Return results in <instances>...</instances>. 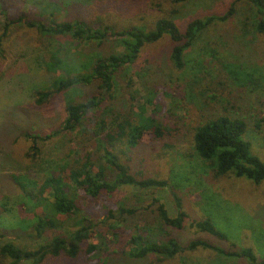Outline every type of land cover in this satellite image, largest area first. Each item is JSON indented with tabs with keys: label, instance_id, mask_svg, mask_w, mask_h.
<instances>
[{
	"label": "rangeland",
	"instance_id": "1",
	"mask_svg": "<svg viewBox=\"0 0 264 264\" xmlns=\"http://www.w3.org/2000/svg\"><path fill=\"white\" fill-rule=\"evenodd\" d=\"M232 1L192 0L182 5L176 16L172 15V6L168 0H118L115 5L112 1H108L112 7L101 0L99 2L98 0H0V8L5 9L10 16L25 12L35 18V16L45 17L42 15L43 12L52 10H46L44 6L53 3L57 6L53 11L58 23L89 21L92 16H104L110 11L111 15L104 17V25L118 28L140 26L151 29L157 20L165 17H173L177 24L184 28L192 19L223 11ZM76 7L78 9H75ZM238 9L239 15L231 23L209 31L206 39L201 40L197 47L188 53L187 58L191 63L184 71L175 70L169 61L173 44L167 36L142 52L137 64L130 70L131 75L134 76L133 91H138V96L132 101L130 95H125L123 92L119 95L120 91H118V99L126 101V107L122 110L124 116H129L132 122L138 123L137 115L140 114V107L144 105L143 97L146 95L145 82L160 88L154 105L146 106L147 115L154 114L159 121H162L164 128L172 130V135L159 140H155L152 134L146 135L145 144L134 152L133 158L136 162L135 170L144 171V177L168 180L172 188L145 191L123 187L117 191L115 198L104 196L103 199L93 202L85 199L84 194L79 192L78 205L89 220L98 224L106 218L108 209L118 208L119 201L128 203L129 208H136L140 212L146 208L148 213L152 210L153 215L158 207L152 204L155 199L164 204L169 214L174 217L177 216L172 196L174 192L179 196L188 218L182 230L167 231L182 247H186L192 240L203 239L226 252H239L243 248H251L259 259H264V181L257 185L247 178H236L231 175L214 179L206 163L198 158L193 149L194 129L206 118L223 114L224 105L228 108V104L232 103L237 108L231 107L230 115L242 117L248 122L249 128L244 140L251 142L252 154L264 163V142L254 130L255 120L264 118V82L263 90L261 89L263 92L261 90L260 93L248 92L250 87H238L222 65L217 62L211 64L214 51L225 57L224 63L253 66L264 71V36L255 35L248 24L244 25L246 12H250L247 5H239ZM0 22H3L1 15ZM42 38L34 30L15 28L10 35L11 41L5 57L0 59V205L8 200L11 202L12 198L20 195L18 186L11 179L13 173H21L20 171L23 170V174L28 173L32 179H38L44 176V170L53 171L62 161L73 164L78 160L83 161L86 154L95 152L94 136L91 133L93 125L90 120H85L74 133H63L51 143L40 144L44 158L41 166L38 164L35 167L23 158L30 142L19 137L21 132L29 130V132L48 133L60 128L66 117L65 109L68 101L81 102L89 94L98 92L96 86L81 88L78 86L79 89L76 91L56 93L54 84L58 78L65 75L61 69L51 73L42 67V64L44 60H51V51L56 42L63 43L64 40L57 39L51 44L48 39ZM118 40L119 38L112 37L102 45L96 42L89 45L65 44L62 53L65 57L73 55L71 59L80 53L89 57H104L117 50ZM199 58L204 60V65L201 67L195 63ZM137 74L140 77L135 76ZM166 88L173 93V97L169 95L162 98V93L168 91L164 90ZM206 90L210 91L207 97L215 94L217 100L213 102L207 98L202 101L207 104L203 107L198 92ZM39 91L54 92V96L43 105H38L36 94ZM119 103L118 100H107L106 104L120 110ZM90 126L92 127L89 130ZM26 163L28 166L25 165ZM17 167L22 170L17 171L19 169ZM25 167L27 168L24 169ZM149 205H151L150 209H148ZM15 209L17 212L13 211L11 204L8 206L11 212L6 214L7 218L17 216L25 220L22 227L18 226L14 229L12 221L4 224V228L10 230L7 240L24 249H34L47 243L49 241L47 236L43 239L30 236L32 232L30 220L34 219L32 213H25L22 217L17 207ZM206 217H210L216 228L227 236L226 241L199 232L192 227V221L204 220ZM129 222L126 236L132 233L131 230L135 225H141L138 219H134V223L129 224ZM61 232L67 234L69 229ZM49 235L51 236V233ZM88 242L91 245L99 244L96 234ZM118 245V242L109 244L107 247L109 251L101 252L99 256L106 257L107 253L113 252ZM92 256L81 253L76 260L61 256L49 258L43 264H100ZM22 264H32V262L24 261ZM106 264L251 263L247 259L229 258L213 250L199 248L192 252L185 250L183 254L164 262H158L154 256L138 261L112 256L108 257Z\"/></svg>",
	"mask_w": 264,
	"mask_h": 264
},
{
	"label": "trees",
	"instance_id": "2",
	"mask_svg": "<svg viewBox=\"0 0 264 264\" xmlns=\"http://www.w3.org/2000/svg\"><path fill=\"white\" fill-rule=\"evenodd\" d=\"M101 1L112 7L108 3L112 1L115 5L118 0ZM168 1L172 6V15L176 16L180 12L179 8L192 0ZM239 5H247L250 9V12H246L244 25L248 24L255 35L264 36V0H233L223 11L192 19L184 28H181L173 17L157 20L151 29L140 26L118 28L104 25V17L111 15L108 10L106 15L92 16L89 21L58 23L53 11L57 6L53 3L44 6L46 10H52L46 11L49 13L48 16L43 12L42 15L45 17L35 16V18L25 12L10 16L5 9L0 8V15L3 16V22H0V59L5 57L11 41L10 35L15 28L34 30L39 37L48 39L51 44L56 42L54 40L63 39L64 44L56 42L51 51V60H44L42 64V67L51 73L61 69L65 75L56 80L54 84L56 93L76 91L79 89L78 86L80 88L96 86L98 91L89 94L81 102L68 101L65 109L66 117L60 128L48 133L26 130L19 135L20 138L23 137L30 142L23 158L37 167L44 162L41 143H51L63 133L72 134L85 120H90L93 125L91 133L94 136L95 152L86 154L83 161L78 160L73 164L62 161L53 171L44 170V176L38 179H32L28 173L23 174L21 166L17 167L19 168L17 171L22 170L20 171L22 174L13 173L11 179L18 186L20 195L12 198L11 202L8 200L0 205V264H22L24 261L43 264L49 258L61 256L76 260L81 253L87 256L93 255L92 258L100 264H106L108 257L112 256L137 261L154 256L158 262H164L183 254L185 250L192 252L199 248L210 249L229 258L247 259L251 264H264V259H259L251 248H243L239 252H226L203 239L192 240L186 247H182L167 231L182 230L188 218L179 196L174 192L172 196L177 213L174 217L158 199L152 202L153 205L158 206L154 216L152 210L148 213L146 208L140 212L136 208H129L128 203L119 201L116 210L108 209L106 218L95 224L82 213L78 205L79 192L84 194L85 199L93 202L103 199L104 196L113 199L117 191L123 187L145 191L172 188L168 180L144 177V171L135 170L136 162L133 158L134 152L145 144L146 135L152 134L155 140L172 135V130L164 128L162 121H159L154 114L147 115L146 106L154 105L160 88L145 82L146 95L143 97L144 105L140 107V114L137 115L138 123L132 122L129 116H124L122 110L126 107V101L118 99L117 92L120 91L119 95H122V92L130 95L132 101L136 99L139 92L133 91L135 83L130 70L137 64L142 52L148 46L159 43L165 36L173 44L169 56L170 63L175 70L184 71L191 63L187 58L188 53L197 47L201 40L206 39L209 31L231 23L239 15ZM112 37L119 38L117 50L104 57H89L80 53L71 59L73 55L65 57L62 53L65 44L89 45L96 42L102 45ZM224 60L222 54L212 52L211 64L217 62L222 65L238 87H250L248 92L254 93L262 89L263 69L224 63ZM195 63L201 67L204 65V60L199 58ZM135 76L140 77L138 74ZM208 92L210 91L198 92L201 103L207 98L213 102L217 100L215 94L207 97ZM53 94L54 92L50 91L37 92L36 103L43 105L54 96ZM169 95L173 97V93L168 90L161 96L164 99ZM107 100H118L120 110H116L115 106L107 105ZM202 105L205 107L207 104L203 102ZM228 105V108L224 105L223 114L206 118L194 129L193 149L198 158L206 163L214 179L231 175L236 178H247L259 185L264 181V163L252 154L251 142L244 140L249 128L248 122L242 117H232L229 109L237 107L232 103ZM254 130L264 142V118L255 120ZM19 137L17 140L20 139ZM25 165L28 166L27 163ZM10 204L14 212L17 207L22 217L25 213H32L34 219L30 220L31 237L43 239L47 236L49 241L34 249H24L7 240L10 230L5 229L4 224L12 221L14 229L18 226L22 227L25 220L17 216L7 218L6 214L11 212L8 210ZM150 208L151 205L148 209ZM134 219H138L141 225H135L131 230L132 233L126 236L127 223L129 221V224L134 223ZM70 222L73 223L70 225ZM192 222V227L199 232L227 240V236L216 228L210 217ZM101 226L103 228H100ZM65 229H69L67 234L61 232ZM50 233L51 236H48ZM95 234L99 244H88ZM116 242L120 247L117 246L113 252L107 253L106 257L99 256V253L109 251L107 249L109 244Z\"/></svg>",
	"mask_w": 264,
	"mask_h": 264
}]
</instances>
